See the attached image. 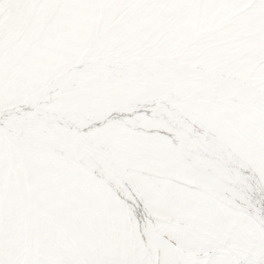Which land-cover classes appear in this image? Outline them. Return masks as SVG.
<instances>
[{"label":"rangeland","instance_id":"rangeland-1","mask_svg":"<svg viewBox=\"0 0 264 264\" xmlns=\"http://www.w3.org/2000/svg\"><path fill=\"white\" fill-rule=\"evenodd\" d=\"M124 1H125V4H127V5L130 2H132L133 5H135L133 0H122L121 4H118L119 0H114L112 8L113 7L114 8L115 7L118 8L119 5H122L124 3ZM168 1L169 0H144V1L142 0L140 5L134 6L136 8V10L133 12V14H136V15L138 13L139 14L137 16L135 15L134 17H132V20L131 19L128 20V22H126L125 24H123V22H122V19H123V17H122L123 15L122 14L124 13V11H119L116 14H111V13H113V11L115 12L116 9H114L111 13H110V9H109L107 11V14L110 13L109 14L110 16H108L107 22L112 25V26L109 27L110 31L111 30H115L114 28H117L115 30V31H117L120 27H122V29H123V26L129 24L131 21H137V23H138V20L142 19V20H139L140 21L139 24L142 22V25H141L140 28L143 30V32H144V30H146V34H142V38L140 39L141 41H139V42L137 40L135 41L136 43L134 42V44L132 42L129 43V41L127 42V44L131 45V49H129L130 45H127L128 47L125 46L129 52L128 51L127 52L126 51H121L119 53H116L115 55H111L110 54V50L113 47H114L113 50L118 48L119 41L118 40L114 41L115 42L114 44L116 46L112 43L113 41H111L110 38H106L105 37L104 41L101 42L100 39H98L96 34H95L94 36H91V38H90L91 41H90V39L87 41L88 43H87L86 47L83 49V51H81L77 61L79 62L83 58V56L85 55L86 50L89 49L91 44L94 42V38L96 37L94 50L97 52V55H98L97 58L100 59V62H102V60H103L102 63H105L106 60L107 61L112 60L111 62L110 61L109 62L112 63L113 65L117 64L118 68L120 69V70H117L118 69L117 68L116 70H113V71L109 72L112 75V77H113L110 80V82H115V83H113L111 86L109 84H106V83L104 85H98V86L97 85H88V84H86L87 86L85 84L84 85L83 84L82 85L74 84V85H66V87H65L63 85L62 86L60 85L59 86L60 88L56 89L57 92L55 91L56 94L55 93H54V95L51 94L53 96L50 95L51 98L46 99L43 102V105L41 104V107L42 108L44 107L43 108V111H45L44 113L52 114V111L48 107L51 106L54 103V101L61 94L65 93L67 91L68 92H74V91H77V90H83V92H81L80 94L84 95V94H86V93H88V92H90L92 90L95 91V90H98L99 88H107L109 86L113 88L114 86H117V85H119L121 83L123 85V83L124 84L125 83L128 84L131 81L133 83L135 82V83H139V84L140 83L144 84V82H145V84H147V83H150V82H153V81H155V82L157 81L156 85L160 84V83H161V85H166L165 83L175 82L174 76H172V75L174 74V72L179 73L178 70H176L177 64L178 65H186V66H183L182 69H188V70H192V71L194 70V71L198 72V74H199V76H197V77H199L200 81L198 80V78H196L197 79L196 81L198 83H196L195 85H192L190 87H187L188 89L184 90L183 91L184 93L181 92L182 94H180V93H178V94L172 93L171 91L166 90L167 88H165L164 90L161 89L160 92L158 90H155L153 92L146 93L145 96L142 97V98H139V99H135L134 98L133 99L131 97V94L124 92V94H123L124 98L126 97L125 100H123L124 102L118 103V101L117 102L114 101L115 103L112 102L110 104L98 105L96 111L90 112V113H88L86 115H85V113L84 114L76 113V114H70V115H63V114L58 115V114H56V116H54L55 114H53L52 116L49 117L52 124H54L53 122H55V125L57 124L56 125L57 126V131H59L58 134L61 133V135H62V138L60 139V142L57 144V146H55L56 149H54V148H50L49 149L48 148V150H45L48 147L47 145H46L47 146L46 148H43L45 154H47L48 156L49 155L50 156L53 155L55 158H58L57 161H51L50 160L52 163L51 162H44V165H43V168H42V170L44 172V173L42 172L44 174L43 176L45 178H48L49 182L51 183V185H53V187H50V189L54 193L52 195V197H54V198H50V200L48 198V200H47L46 196H44L42 194H39V196L37 197L38 199H46L47 201H44L41 204V206H43L45 208H44V210L42 209L41 211H38V214L40 216L37 215V216H33V217L36 218V219L34 218V224L37 221H39V220L40 221H42V220L45 221L46 220V222L48 220L49 224L52 223V225L55 226L58 231H60L62 234H64V236L66 235L69 238L68 239L67 237H65V240H67V242L70 244V246L73 249L72 253H71L72 255L68 254V256H69L68 257L66 254H64L65 255L64 258L66 259L68 257L69 259L67 261H63V264H73V263L74 264H82L84 261H85L84 262L85 264L86 263L90 264L91 260H92L91 264H96V262H99V264H115V263L117 264L118 261H119L118 264H135L138 260H139L140 264H152L151 262H152V260L154 258L153 257L154 256V247L152 246V243H149L146 239L145 240L140 239V236H142V234H143L141 229H140L141 228L140 225H141L142 220L139 218V215H137L138 213L136 212V208L138 207L137 210L138 211L140 210V213L143 216H145V218L148 217V219H149V217H150L149 211L151 212V209L148 208L149 205H148L147 201L139 193L138 188H137V186H136V184L134 182V179H133L131 173L132 172H137V170H139L140 172H143L144 174L152 173L153 178H158V177H156L157 175L153 172V171H156V165L163 164V166L165 168L169 167L167 165H164V164H166L168 162L167 159H163V158L160 159L161 156L165 157V155H162L161 153L164 152L163 154H165L166 151L168 153V156L176 158V160H178V162H180V164H183L185 166L191 167L196 172V175L195 174L194 175L188 174L187 177H182L179 174H178L179 176L177 174H174L175 176H177L178 179H172L171 181L173 182V180H174L175 183H176V186L182 185V187L183 186L184 187H188V188L193 189L195 191L196 190H201V192L206 197H208L207 201H202V202L199 201L198 202L199 206H196L194 209L191 208V207H184L183 208V210H184L183 213H182L183 210H179L180 213L178 214L177 213L178 210H176V211H172L170 213H165V211H164V213L161 214L163 216H161L160 219L162 221H167V222L169 221L168 224L171 223L170 225H172V226H174V225L175 226H179V225L185 224V220L182 221L183 223L181 224V220H183V219H188L191 222H193V221L194 222H198V224H199V225H196V226H198L200 229L199 228H195V229L192 228L193 230L197 231V232H195L193 234L194 235L197 234L198 237H199V242L196 241V243L198 245L197 244H196L197 246L196 245H192V246L195 247L194 249H187L186 248V250L183 249L180 252L181 254L182 253L183 254L187 253V254H185L187 257L183 255V258H181V259L185 258L184 260H182L183 263L184 264H211V263L212 264H264V222L261 220V217H264V213H262L263 210H261L260 208H258L257 205L254 204L255 207H251V206L250 207H251V209L252 208H254V209L256 208L257 209L256 211H254L256 214H252L249 210H245V209H243V207H241L240 208V214L241 213H243V214L237 215V214H239V212L237 211L238 210V208H237L238 206L232 207V206H230V204H227L226 201H224L225 199L229 200L231 198V197L227 196V194H230L229 192H231L233 194H236L237 196L240 197V195H242L241 194L242 191H240V190H245L246 187H247V189L252 190V193L254 195L257 194V192H264V189H263L264 188V175H263V173L261 172L262 173L261 174L259 171H257L254 168H252L253 171L255 172L254 173V175H255L254 176V180L255 181L254 180H249L248 177H247V179H246V177L245 178L243 177L244 174L242 173L241 170H239L241 168L238 165V164H241V163L242 164L243 163L247 164V162L249 161V157H247L248 156V152H246V150H247L246 145H247V143L249 141H251V139L255 138V136H259V133H258V131H256L255 134H253L251 132L247 133V131L244 130L241 127V125L239 126V125L235 124L236 122L242 121V115L244 114V112L241 109V105L242 104H244V103L253 104L255 108L257 106L256 103H260L261 105L264 106V100L257 98V96L260 97V96H262V94H264V74L262 75V73H258V67L261 64H263L264 58H262V59L261 58H256V59L253 58L255 56L254 54H256V53L250 54V51L245 48L246 46L253 47L252 45L249 44L252 41L249 42L248 39H240V40L236 41V38H233L235 40V42L232 41V44H229L231 39H228V38L221 39V38H217V37H214V36H210L214 30H215L214 31L215 33H216V31H218L217 29H215L216 28V24L218 25L219 22L222 21V20H220V21L215 22L214 21V19H216L215 17H207L208 18L207 20L204 19L205 21L201 22L203 20V18H202V20L200 22H198L199 25L195 29L194 33L190 34L192 36V37L190 36V41H189V36H188L187 37V42L182 40L179 45L177 44V45L170 46V47H173V48L168 47L166 50L163 49L164 48L163 41H164L165 37L167 36L166 33H165V30H166L165 28H166V24L168 23V21L160 20L157 17L158 16L157 10H159L157 8L160 5H162V3H164V4L161 6L160 10H162L164 7L167 8V5L165 6V3L167 4ZM170 1H172V0H170ZM251 1L253 2L254 0H251ZM183 3H186V1L184 0L183 2H178V3H176V5H182ZM247 4H248V2H247ZM114 5H116V6H114ZM171 7L172 6H170V8ZM244 7L246 8L247 6H244ZM124 8H125V10H127V9L129 10L130 8H131V10L133 9L131 6L130 7L129 6H125ZM140 8H141V10H140ZM240 8H241V10L240 9H235L237 11L235 13H233V14H231L229 12L228 16H229V14H231V15L228 18L233 19V18H236L237 15L242 14L243 8H242V6ZM143 10H144V12H143ZM149 10H151V11H149ZM240 11H242V12L240 13ZM153 12L155 13V15H154ZM235 14H237V15L235 16ZM146 17H147V19H146ZM117 18L120 19V20L118 21ZM163 21L166 22V23H164ZM159 22H160V24H159ZM208 22H210V23H208ZM145 24H146V26H145ZM207 24H208V28H206ZM225 24H226V21L222 23V25H225ZM222 25L219 28H223L224 26H222ZM145 27H147V28H145ZM147 29H149V31H147ZM197 29L199 30V32H201V35H202V37L198 38V39L197 38H193L194 36L199 34V32L197 34H195L198 31ZM201 29H203V30L201 31ZM204 31H207V32H204ZM246 33L247 32L244 33L242 31V34L238 35V38L240 36H244V34H246ZM263 33H264V31H262V35H263ZM144 35H145V37H144ZM150 35H151V37H150ZM113 36H112V38H113ZM159 36H161V37H159ZM156 37L158 38V40L156 39ZM146 38H148V39H146ZM143 39L145 41H143ZM194 39H195V41H194ZM204 39H206V40H204ZM252 39L256 40L257 38L254 36ZM156 40H157V42H156ZM218 40H220V41H218ZM154 41L156 43H154ZM211 41H213V42H211ZM222 41L224 43H227V44H225V46L222 45V44H224ZM149 42H150V45L148 44ZM253 42H257V41H253ZM263 42H264V40H263ZM110 43H112V44H110ZM124 44H126V43H124ZM194 47H195V49H194ZM262 47H264V46H262ZM243 48H245V49L243 50ZM206 49H207V51H206ZM247 51H248V53H247ZM111 53H113V52L111 51ZM232 53H233V56H230V54H232ZM104 54H105V56H103ZM131 54H133V55H131ZM99 55H100V57H99ZM207 55H208V57H207ZM247 55H250V57L247 56ZM110 56H112V57H110ZM133 56H134V58H133ZM121 57H122V59H121ZM189 57H190V60H189ZM210 57H213V59L210 58ZM90 58L91 57H88V59H90ZM156 59H158V60L161 59L162 61H168V62L171 63V65H168V68L165 70L170 75L159 74V76H158L157 73L156 74H154V73L151 74L152 76L149 75L150 74V73H148L149 70H151V68L153 70L152 66H155V65L157 66V61L158 60H156ZM193 59H195V60H193ZM150 60H152V61L155 60L156 61V62L154 61L155 65H153L152 62L150 63L149 62ZM192 60H193V62L194 61L195 62L193 63ZM226 61H229V62H226ZM78 62L74 61V63L68 64L67 66L69 68L66 66L65 69H61L59 72H56V74L51 75L49 77V79H47V80L44 79L42 81V84L39 85L38 88L35 91L31 92L30 94H28L25 97L26 99L23 98L24 100L23 99L20 100V98H18L19 101L17 100L15 102L6 103L5 107H3L2 110H7V108L10 109V108H12L15 105L25 104L27 99L30 100V99H34V97H39L45 91H48L49 89L54 88V85H52L53 82H55L59 77L63 76V74L66 75V72L69 73L72 69H74L76 67ZM240 62H242V63H240ZM245 63H247V64H245ZM124 64H125V66H123V67L125 69L121 66V65H124ZM206 65H209V66L206 67ZM238 65H240V66H238ZM211 66L214 67V68H212ZM136 67H139V68H136ZM129 68H132V69H129ZM192 68H194V69H192ZM217 69H218V71H217ZM103 70H107V68H104ZM134 71L135 72L137 71V72L135 73ZM146 71H147V74H146ZM208 71L210 72V74L214 73L218 77H214L213 78V76L209 75ZM233 72H234V74H233ZM205 73H206V75H205ZM143 74H145V75H143ZM153 75H154V77H153ZM163 76H165V77H163ZM131 77L132 78L134 77L136 80L134 78L132 80ZM229 77H230L231 81H234V82L237 79L236 82H235L237 85H234V87H230L231 83L227 82L226 80L224 81V79H226V78L229 81L230 80V79H228ZM206 78H208V79H206ZM212 79L213 80H217L220 85H218L217 83H215L216 85L210 84V80H212ZM163 80H164V82H163ZM207 81H208V83L205 84ZM118 82H120V83H118ZM199 83L202 84V85H200ZM122 85H119L118 87H121ZM73 86H76V87L73 88ZM80 86H81V88H80ZM125 86H127V85H123L122 87H125ZM131 86H133V85H131ZM143 86L144 87L145 86L149 87V85H143ZM143 86H136L137 88L135 90H137L138 87L141 88ZM216 86L218 87V89L216 88ZM56 87H57V85H56ZM118 87H116V88H118ZM249 87L253 88L255 91L257 90L256 93L257 92L258 93L255 94L254 92L249 91V90L247 92V95H242V94L239 93L240 89H242V88L247 89ZM64 88L67 91L65 90V92H64ZM231 90H233V91H231ZM120 91L123 92L124 90L120 89ZM188 91H189V93H193V94H189ZM169 92H170V94H169ZM216 93H218V94H216ZM127 94L129 95V97H127ZM63 97H65V96H63ZM171 97H172V99H171ZM212 97H214V98H212ZM143 99H145V100H143ZM231 99H233V100L230 101ZM203 101H205L203 104H206V102L213 103V104H218L220 102H223L224 105H222V106L224 107L225 111L228 112V115H232V116H226L225 115L226 119H225L224 122L226 124H228V126H230L233 129L235 134H237V140L239 141L238 146L232 147V146L229 145L230 148H231V149H229L228 145H226L227 143H224V141L222 142V144H219V145H217L215 147H207V146L203 147V145L200 144V142L201 143L204 142V140L201 139L200 137H203V135H204L205 137H207V139H210V137L212 138L215 135V133H216V131L210 125H208L209 124L208 121L205 120L206 119L205 118L206 117V108H205V111H201L198 114L199 108H198L197 104L199 102H203ZM164 102H166V103H164ZM178 102H182L181 104L185 108ZM128 103H129V105H128ZM157 103H158V105H157ZM227 103H229V104H227ZM134 104H136V105H134ZM151 104H155V105H152L153 106L152 107ZM176 105H179V106H176ZM163 106L166 109L167 108L168 109L167 110L163 109L164 108ZM145 107H147V108H145ZM146 111H147V113L149 115V118H147L146 123H142L143 124L142 125L140 123L143 122V120L138 118V117L142 118L144 113H146ZM255 111L257 112V109H255ZM172 116H174V117H172ZM51 117H52L53 120L51 119ZM171 117H172V119H171ZM54 118H55V120H54ZM68 118H69V120H68ZM187 118H188V120H187ZM119 120L122 121V123L119 122ZM205 121H207V122H205ZM25 125L26 126L23 128L24 130L29 129L30 127H31L30 129L35 127V126H33L34 123H27ZM133 125H134V127H133ZM46 127L49 130L50 127H49L48 124L45 125V128ZM60 127H61V129H59ZM119 127H121L122 129L119 128ZM68 128H70L71 130L70 129L68 130ZM95 128H97V129H95ZM201 128H203L204 130L201 129ZM174 129H176V130H174ZM199 129H201L202 131L199 130ZM109 130H111V131L109 132ZM117 130H119V131H117ZM127 130H129V131H127ZM15 131L18 132L19 134H21L20 131H22V129H19V130L16 129ZM99 131H102L104 133L99 132ZM191 131H192V134H191ZM85 132H87V133H85ZM202 132H203V135H202ZM205 132H206V134H205ZM69 133H72V134H69ZM107 133H109V134H107ZM93 134H94V136H93ZM147 134H149L150 136L149 135L147 136ZM179 135H181V136H179ZM78 136L80 138H78ZM139 136L141 138H146V139L151 140V142L148 141L150 143L146 142L147 143L146 145L149 144L148 148L151 146L150 144H152V142H153L152 146L155 149L152 150L151 152H155V150H157L156 158L153 155L151 156L150 154H147L148 157L145 155V153L148 152L147 148L146 149L144 148V151H141L139 149L140 153L137 152L136 150H133L132 154H131V157H128V160H127V158L126 159L124 158V156H125L124 153H126V150H127L126 149L127 148L126 141L131 139V138H133V137H139ZM75 137L78 138V139H81V140L77 141V143H76L75 142L76 140L74 139ZM92 138H93L94 142L92 141ZM82 140L84 141V143H83ZM88 140H90V141H88ZM162 140H164V141H162ZM191 140H192V142H191ZM195 140H197V141H195ZM86 141H87V143H86ZM108 141H111V143H107ZM167 141L168 142L169 141L172 142L173 145L171 146V149L166 146V142ZM194 141H195V143H194ZM122 142L124 144H122ZM154 143H155V145L158 144V146L157 145L154 146ZM183 143H185V144H183ZM190 143H192V144H190ZM87 144H89V145H87ZM90 144H91V146H90ZM101 144H102V147L100 146ZM113 144H115V145L113 146ZM59 145L60 146L64 145V146L60 147ZM121 145L122 146L124 145V146L122 147ZM66 147H68V149L70 148V149H73V150H74V148H76V149H78L80 151L83 150L82 152L83 153L84 152H88L89 156L86 157L84 155V157H85L84 158V157H80L78 155L77 156L71 155L70 152L67 151L68 149ZM92 149L93 150L95 149V151L93 152ZM225 149H227L226 150L227 154L225 153ZM65 150L67 151V153H63V154H64V156L66 155L65 156L66 158L62 157L61 154H59L60 151L65 152ZM102 150H104V151H102ZM235 151H237V152H235ZM115 152H117V153H115ZM68 153H69V155H68ZM135 153H136V155H135ZM245 153H247V156H246ZM111 154H114V155L112 156ZM143 154H144V157L142 156ZM69 157H72V158H69ZM137 157H139V158H137ZM16 158H18V159H16V163H17L19 161V159H20L19 155H16ZM75 158H77L78 160L75 159ZM243 158H244V160H243ZM131 159L133 161H131ZM136 159H138L137 163H136ZM141 160L144 162L143 165H139L138 164V162L141 161ZM64 161H65V163H64ZM70 162H71V165H69V166H71V167H69L67 165V164H70ZM64 164H66V167H65ZM72 164H73V167H72ZM211 164H212V166H211ZM86 165H87V167H86ZM133 165H135V166H133ZM205 166H206V169H205ZM77 167H78V171H77ZM82 167H83V169L84 168L85 169L83 170ZM66 168L68 169V171H72L73 170V173L72 172H68V174H67L68 176L65 177ZM75 168H76V171H77L76 173H75ZM194 168L195 169H199L200 168V172H197ZM207 168H208V170H207ZM144 169H146V170H144ZM221 171H222V174H221ZM19 172H21V168H20V170L18 168H16V170L14 169L13 178H14L15 175L17 177L19 175ZM74 173L76 174V176H75ZM80 173H82V174H80ZM192 173H193V171H192ZM223 173H224L225 176L223 175ZM7 174H8V172H7ZM153 174H155V175H153ZM205 174H207V175H205ZM227 174H228L229 177L227 176ZM234 174H236V175H234ZM51 175H54L52 177V179H51ZM169 175H171V174H169ZM212 175H215L216 177L212 176ZM7 176H9V175H7ZM76 177H77L78 181H77ZM81 177H82V179L83 178L84 179L83 180L80 179ZM162 177L165 178V176H162ZM92 178H94V179H92ZM53 179H55V181ZM79 179H80V181H79ZM202 179H203V181L201 182ZM11 180H12V178H11ZM13 180H12V182H13ZM66 180H68V181H66ZM163 180L167 183V181L165 179H163ZM84 181H85L86 184H84ZM235 181H236V183H233ZM82 182H83V184H82ZM14 183H13V186H14L15 189H14V194L13 195H16V196L18 195V197L13 196V201H14L13 203L14 204H12V210H11V214L13 216V220L11 219L8 224H6V222H5L6 225H4V216H5L4 214H6L5 213L6 211L3 209L4 207H6L5 200H4V196L6 195L5 194L6 192L5 193L3 192L4 195L0 196V201L4 202V204L0 202V216H1L0 218L2 219V220L0 219V228H1L0 231L1 232L3 231V233H4V236H3V234H2V236L0 235V246H1L0 247V264H3V262L5 260L7 261V263H5V264H28L26 261L29 260V259L31 260L30 264H44V263L45 264H54V262H51L53 260L50 259V257H48V255H46V256L49 259H47V257L44 256V254L42 253V248L44 246L43 245L44 242L42 243L40 238H39L38 233H40V231H39L38 226L36 227V229H37L36 230V233H37L36 235L37 236L34 239V242H35L34 246L32 248L28 247V249H27V245L25 244L24 246L26 248L24 247V249H20V247L24 243H27V241L25 242V240H27V238H28L27 236L28 235L26 236L24 234H26V233L28 234V231H30V225H29V219H26V217H25V214H26L25 211L26 210H24L23 204H22V203H24V200L22 199V196L24 194L23 191L26 188L25 187L26 185H24V184L19 185V183L17 185L16 179L14 180ZM228 183H229V185H228ZM253 183H254L255 186H253ZM99 184H101V185H99ZM93 185L96 186L97 188L94 187ZM20 187L21 188L25 187L24 189H22V193H21ZM89 187H90V189H89ZM233 187H235V188L237 187V188L235 189ZM54 188H56L57 190L55 191ZM109 189H110V191H109ZM91 190H92V192H91ZM54 191L56 192V194H55ZM60 191H61V193H60ZM77 191L79 193H77ZM40 195L43 196L44 198H41ZM73 197H74V199H73ZM113 197H114V199H113ZM115 197H117V201L115 200L116 199ZM128 197H130V198H128ZM141 197L144 198V199H142ZM102 198H104V199L102 200ZM110 199H112V200H110ZM64 200H65V202H64ZM121 200L123 202H121ZM16 201H17V203H16ZM35 201H36V199H35ZM50 202H52V205H51ZM56 202L59 203V205ZM127 202H129V203L126 204ZM229 202L230 203H234L232 200H230ZM44 203L45 204L47 203V204L45 205ZM53 203H54V205H53ZM55 204H57L58 206L55 205ZM124 204L126 206H124ZM3 205H4V207H3ZM20 205H21V207H20ZM60 205H61V207H60ZM110 205H111V207H113V210H111L112 208L110 207ZM13 206H14V209H13ZM16 206H17V208H16ZM228 206H230V207H228ZM69 207H71V208L73 207V208L69 209ZM79 207H80V209H79ZM89 207L93 208V209L90 210ZM50 208L52 209V211H51ZM143 208H145V210H146L145 213H147L148 215L144 214L145 210ZM45 209L47 211H45ZM48 209H50V210H48ZM63 209H67V211H66L67 214H65V211ZM119 209H120V211H119ZM187 209H188V211L190 210L192 213L188 212ZM223 210H225L226 212L224 213ZM227 210H229V213H228ZM102 211H104V212H102ZM111 211H113V212H111ZM194 211H196V212H194ZM20 212H21L22 215L20 214ZM83 212H86L87 214L86 213L82 214ZM114 212H116V213H114ZM123 212H125V213L123 214ZM80 213H81L82 217H81ZM98 213L101 214L102 216L99 215ZM118 213H121V215L122 214L123 215L119 217ZM151 213L154 214L153 211ZM33 214L35 215V212H33ZM48 214H50L49 215L50 217L48 216ZM73 214H76V215H73ZM152 214H151V216H154ZM232 214H233V216H232ZM66 215L67 216L69 215V216L67 217ZM115 215L118 216L117 220H115L116 219ZM259 215H260V217H259ZM52 216H54V217H52ZM244 216H245V218H249L250 217V223L248 222V227H243L242 226L243 222H240L243 219ZM40 217H42L43 219L40 218ZM182 217H183V219H182ZM198 217H199V219H198ZM56 218L58 219V223H60V224H57V219ZM63 218L66 219V220H64ZM68 218H72L73 221H74V219H77V221H75V223H74L71 220L73 222V224L70 226V225L67 224V223L70 224V222H71L70 219H68ZM82 218H84V219H82ZM125 218L127 220H124ZM227 218H228V220H226ZM235 218H237L238 221ZM85 219H87V220H85ZM103 219H104V222H103ZM49 220L51 222H49ZM107 220L109 222H107ZM113 220H115V221H113ZM152 220H153L154 223H156V220H154V219H152ZM44 221H43V223H44ZM63 221H64V223H63ZM231 221H233V222H231ZM24 222L27 225H24ZM93 223H95V224H93ZM90 224H91V226H90ZM106 224H107V226H106ZM249 224H250V226H249ZM12 225H13V228H12ZM209 225H211V226H209ZM42 226L44 227V224H42ZM61 226H63V227L60 228ZM64 226H66V228H64ZM92 226H94V227H92ZM223 226H225V227H223ZM185 227H186V225H185ZM3 228H4L5 232H4ZM21 228H22V230L24 228V230L23 231L20 230ZM42 228H41V231L43 229L45 230V228H43V229ZM63 228H64V230H63ZM94 228L96 229V231L94 230ZM205 229H206L207 232L205 231ZM68 230H70V231H68ZM134 230H135V232H134ZM24 231H25V233H24ZM43 231L41 233H43ZM34 232H35V229H34ZM169 232L170 231H167V233L164 234L163 237H166V238L170 237V239L171 238L174 239V237L177 238L178 235H179L178 231H177V232H173V235L171 237V233H169ZM75 233L78 235L79 239L81 238L80 240L77 238V235H74ZM210 233L214 234L213 238L210 236ZM95 234H97V235H95ZM161 234H163V233H161ZM8 235L10 236V238L12 240L11 239H10V241L8 240L9 239ZM14 235H16V236H14ZM71 235H72V239L70 240ZM79 235H81L82 237H79ZM174 235H176V236H174ZM23 236H24V238H23ZM41 236H42V234H41ZM82 238L84 239V241H85L84 243L85 244L83 243ZM113 238H114V240H113ZM136 238H137V240H136ZM141 238H146V236H144V237L142 236ZM14 239H16V241ZM36 239L39 240V242H41L42 246H41L40 243H38V241ZM4 240H6V241L4 242ZM97 242H98V244H97ZM136 242H138V243H136ZM208 242L210 244L211 243L212 244L210 245ZM8 243H10V244H8ZM92 243H93V245H92ZM125 243H127L128 245L125 244ZM206 243H208V245ZM4 244H6L8 246L6 247V245L4 246ZM19 244H20V246H19ZM147 244H149V245H147ZM204 244L209 246V247H207V246L204 247ZM84 245H85V247H83ZM2 246H4V248ZM86 246H88V247H86ZM199 246H201V247H199ZM182 248H184V247H182ZM199 248H200V251H199ZM202 248H205V249L202 250ZM91 250H93V251L91 252ZM201 250H202V252H201ZM188 251H191V254ZM23 252H24V254H23ZM25 253H28V255L25 254ZM37 253H38V255H36ZM82 253H84V255ZM87 253H89V254H87ZM92 253L93 254L95 253V254L92 255ZM22 255H23V257H22ZM96 255H97V257H96ZM2 256H3V258H2ZM102 256H103V259L101 258ZM4 257H5V259H4ZM43 257H45L46 260H44L45 258L42 259ZM73 257H74V259H72ZM149 257L152 258V259H150ZM133 258H135V259H133ZM3 259H4V261H3ZM82 259H85V260H82ZM89 259H90V261H89ZM96 259H97V261H95ZM170 264H177V263H175L173 260H171ZM179 264H181V263H179Z\"/></svg>","mask_w":264,"mask_h":264},{"label":"bare ground","instance_id":"bare-ground-1","mask_svg":"<svg viewBox=\"0 0 264 264\" xmlns=\"http://www.w3.org/2000/svg\"><path fill=\"white\" fill-rule=\"evenodd\" d=\"M135 5L132 4V2H130L128 5L125 4V1L122 5H119L118 8H112L113 2L114 0H0V196L4 195L3 192L6 194L4 196V200H5V205L6 207H4L3 205V209L6 211L4 214V225L8 224L10 222V220H13V216L11 214V210H12V204H14L13 202V196L18 197V195H13L14 194V180L16 179L17 185L19 183V185L24 184L26 185L24 188H21V193H22V189H24L23 191V196L22 199L24 200L23 204V208L24 210H26V214L25 217L26 219H29V225H30V231H28V234H24V235H28L26 238L27 240H25V242L27 241V243H24L20 249H24V245H27V249L32 248L35 244L34 239L37 236L36 234V227L38 226L40 233H38L39 238L41 240V242H44V246L42 248V253L44 254V256L48 255V257H50V259H52L54 262V264H63V261H67L69 258L68 254L72 253V247L70 246V244L67 242V240H65V237H67L66 235L64 236V234H62L60 231H58L56 229L55 226L52 225V223H48V220L46 222V220H42V221H37L34 224V218L33 216H37L38 211H41L42 209L44 210L45 207L41 206L42 202L47 201L48 198L50 200V198H54L52 197V195L54 194L50 187H53V185H51V183L49 182L48 178H45L43 175V165L44 162H51V161H57L58 158H55L53 155L52 156H48L47 154H45L43 148L47 149L48 148H55V146H57V144L60 142V139L62 138L61 133L58 134L59 131H57V124L55 125V122H53L54 124L51 123L50 121V116H52L53 114H55L54 116H56V114L60 115H70V114H76V113H82L85 115L90 113V112H94L97 110V106L98 105H105V104H110L114 101H118V103L124 102L123 100H125L124 98V92L125 93H129L131 94V97L134 99H139L145 96L146 93L148 92H153L155 90H158L160 92L161 89H165L168 91H171L172 93H180L183 92L184 90L188 89L187 87H190L192 85H195L196 83H198L196 80V78H198L199 80V74L196 71H192V70H188V69H182L183 66L186 65H178L176 67V70H178L179 73L174 72V74L172 76H174L175 82H168L165 83L166 85H161L157 84L156 82H150L145 84H139V83H133L132 81L130 83H123V85H127L125 87H122V83L119 85H122L121 87L114 86L113 88L110 87L113 83L115 82H110V80L113 78L112 75L109 73L113 70H116L118 68V65L115 64L113 65L112 63H110L112 60H109L105 63L100 62V59H98V55L97 52L94 50V46H95V39L94 38V42L91 44V46L89 47L88 50H86L85 55L83 56V58L78 62V58L79 55L81 53V51H83V49L86 47L87 45V41L91 38V36H94L96 34L97 38L100 39L101 42L104 41L105 37L106 38H110L111 41H113L112 43L114 44L115 40L119 41V46L118 48H116L115 50H113V48H111L110 50V54L111 55H115L116 53H119L121 51H128L127 48L125 46L130 45L127 44V42L129 41L132 42L134 44V42L137 40L138 42L141 41L140 39L142 38V34H146V30H143L140 28L142 25V22L139 24V19L138 23L137 21H131L129 24L124 25L123 29L122 27H120L117 31H115L117 28H114L115 30H109V27L112 26L111 24H109L107 22V18L108 16H110L109 14L113 11V13L111 14H116L119 11H124V13L121 15L123 17L122 22L123 24H125L126 22H128V20H132V17H134L136 14H133V12L136 10V8L134 6H138L141 4L142 0H133ZM144 1V0H143ZM184 0H172V1H168V3H165V6L167 5V8H163L162 10H160L161 6L164 4L162 3V5H160L157 9V14H158V18L160 20H165L168 21V23L166 24V37L163 41L164 44V48L163 49H167L170 46L173 45H179L180 42L182 40H184L185 42H187V37L189 36V41H190V34L194 33L195 29L197 28V26L199 25L198 22H200L203 18V21L207 20V17H215L216 19H214L215 22L222 20L221 22H219V24H216V28L218 31H216V33L213 31L212 34L210 36H214L217 38H228L231 39L229 44H232V41L235 42V40L233 38H236L237 40L240 39H248L250 45H252L253 47H249L246 46L245 48L247 50L250 51V54L252 53H256L254 54L255 56L253 58H264V33L262 35V31H264V0H254L253 2L251 0H185L186 3H183L182 5H176V3L178 2H183ZM248 2V4H247ZM117 3V2H116ZM115 3V4H116ZM122 0H119L118 4H121ZM175 4V5H174ZM116 6V5H114ZM125 6H131L133 9L131 10V8L128 10H125ZM152 6V5H151ZM170 6H172L170 8ZM177 8H176V7ZM243 8V12L240 11V13L242 12V14H235V16L237 15L236 18L230 19L228 18L231 14L235 13L237 10L235 9H240L241 7ZM244 6H247L246 8ZM150 7V6H149ZM146 8V7H145ZM148 8V7H147ZM249 8V9H248ZM110 9V13L107 14V11ZM149 9V8H148ZM141 10V8H140ZM153 10V9H152ZM151 11V10H149ZM144 12V10H143ZM229 14L228 16V13ZM239 12V11H238ZM138 13V12H137ZM142 13V12H141ZM154 13V12H153ZM169 13V14H168ZM139 14V13H138ZM137 14V15H138ZM136 15V16H137ZM155 15V13H154ZM140 16V15H139ZM142 16V15H141ZM154 17V16H153ZM118 19V18H117ZM147 19V17H146ZM155 19V18H154ZM205 19V20H204ZM120 19H118L119 21ZM155 21V20H154ZM210 21V20H209ZM226 21L225 25H222L223 22ZM115 22V21H114ZM164 22V21H163ZM213 22V21H212ZM111 23V22H110ZM116 23V22H115ZM114 23V24H115ZM148 23V22H147ZM166 23V22H164ZM210 23V22H208ZM160 24V22H159ZM214 24V23H213ZM153 25V24H152ZM151 25V26H152ZM224 26L223 28H219L220 26ZM114 26V25H113ZM119 26V25H118ZM146 26V24H145ZM163 26V25H162ZM147 28V27H145ZM208 28V24L207 27ZM205 28V29H206ZM111 29V28H110ZM153 29V28H152ZM204 29V28H203ZM201 29V31L203 30ZM211 29V28H210ZM156 30V29H155ZM198 30V29H197ZM147 31H149V29H147ZM242 31L246 34H244V36H240L238 38V35L242 34ZM143 32V33H142ZM151 32V31H150ZM159 32V31H158ZM199 32V30L195 33L197 34ZM207 32V31H204ZM203 32V33H204ZM215 33V34H214ZM156 34V33H155ZM194 34V35H195ZM199 34L201 35V32H199ZM199 34H197L196 36H194L193 38H201L202 35L200 36ZM114 35V36H113ZM209 35V34H208ZM113 36V38H112ZM149 36V35H148ZM155 36V35H154ZM237 36V37H236ZM256 37L257 39L254 40L252 39L253 37ZM145 37V35H144ZM151 37V35H150ZM161 37V36H159ZM192 37V36H191ZM148 39V38H146ZM156 39L158 40V38L156 37ZM161 39V38H160ZM153 40V39H152ZM151 40V41H152ZM156 40V42H157ZM206 40V39H204ZM227 40V39H226ZM261 40V41H260ZM91 41V39H90ZM98 41V40H97ZM122 41V42H121ZM143 41H145L143 39ZM188 41V42H189ZM195 41V39H194ZM220 41V40H218ZM225 41V40H224ZM253 41H257V42H253ZM154 41V43H156ZM213 42V41H211ZM223 42V41H222ZM110 43V44H112ZM126 43V44H124ZM136 43V42H135ZM145 43V42H144ZM161 43V42H160ZM194 43V42H193ZM224 43V42H223ZM261 43V44H260ZM108 44V43H107ZM142 44V43H141ZM150 45V42L148 43ZM187 44V43H186ZM224 43L222 45L225 46ZM228 44V45H229ZM245 44V43H244ZM115 45V44H114ZM146 45V44H145ZM110 46V47H111ZM116 46V45H115ZM133 46V45H132ZM139 46V45H138ZM141 46V45H140ZM245 46V45H244ZM125 47V48H124ZM128 47V46H127ZM142 47V46H141ZM144 47V46H143ZM149 48V47H148ZM147 48V49H148ZM151 48V47H150ZM155 48V47H154ZM173 48V47H170ZM204 48V47H203ZM217 48V47H216ZM243 48V50L245 49ZM131 49V45L130 48ZM136 49V48H135ZM143 49V48H142ZM162 49V50H163ZM193 49V48H192ZM195 49V47H194ZM241 49V48H240ZM150 50V49H149ZM156 50V49H155ZM170 50V49H169ZM203 50V49H202ZM201 50V51H202ZM214 50V49H213ZM111 51L113 53H111ZM137 51V50H136ZM135 51V52H136ZM142 51V50H141ZM164 51V50H163ZM207 51V49H206ZM215 51V50H214ZM242 51V50H241ZM101 52V51H100ZM129 52V51H128ZM131 52V51H130ZM152 52V51H151ZM199 52V51H198ZM209 52V51H208ZM134 53V52H133ZM163 53V52H162ZM178 53V52H177ZM244 53V52H243ZM248 53V51H247ZM138 54V53H137ZM140 54V53H139ZM196 54V53H195ZM129 55V54H128ZM127 55V56H128ZM133 55V54H131ZM130 55V56H131ZM142 55V54H141ZM147 55V54H146ZM163 55V54H162ZM167 55V54H166ZM176 55V54H175ZM201 55V54H200ZM204 55V54H203ZM202 55V56H203ZM215 55V54H214ZM217 55V54H216ZM105 56V54L103 55ZM126 56V57H127ZM129 56V57H130ZM218 56V55H217ZM230 56H233V53L230 54ZM243 56V55H242ZM241 56V57H242ZM250 57V55H247ZM88 57H91L90 59H88ZM100 57V55H99ZM112 57V56H110ZM157 57V56H156ZM193 57V56H192ZM208 57V55H207ZM134 58V56H133ZM136 58V57H135ZM150 58V57H149ZM180 58V57H179ZM195 58V57H194ZM198 58V57H197ZM200 58V57H199ZM213 59V57H210ZM229 58V57H228ZM106 59V58H105ZM120 59V58H119ZM118 59V60H119ZM122 59V57H121ZM127 59V58H126ZM137 59V58H136ZM154 59V58H153ZM187 59V58H186ZM204 59V58H203ZM207 59V58H206ZM205 59V60H206ZM216 59V58H215ZM124 60V59H123ZM130 60V59H129ZM138 60V59H137ZM158 60V59H156ZM190 60V57H189ZM195 60V59H193ZM192 60V62H193ZM227 60V59H226ZM242 60V59H241ZM74 61L78 62L76 67L74 69H72L69 73L66 72V75L63 74V76L59 77L55 82H53L52 85H54V88L52 89H47L48 91H45L42 95H40L39 97H34V99H30L26 101L25 104H20V105H15L12 108H7V110H2L3 107H5L6 103L9 102H15L18 100V98L23 99L25 98L28 94H30L31 92L35 91L39 85L42 84V81L44 79H49V77L51 75L56 74V72H59L61 69H65V67L68 64L74 63ZM155 60H150L149 62L153 65H155L154 63ZM207 61V60H206ZM259 61V60H258ZM124 62V61H123ZM122 62V63H123ZM142 62V61H141ZM156 62V61H155ZM195 62V61H194ZM193 62V63H194ZM223 62V61H222ZM229 62V61H226ZM263 62V61H262ZM133 63V62H132ZM209 63V62H208ZM214 63V62H213ZM242 63V62H240ZM248 63V62H247ZM245 63V64H247ZM210 64V63H209ZM212 64V63H211ZM249 64V63H248ZM251 64V63H250ZM260 64V63H259ZM120 65V64H119ZM127 65V64H126ZM136 65V64H135ZM145 65V64H144ZM168 65H171L170 62L168 61H162L161 59H159L157 61V66H152L153 70L151 68V70H149L148 73L151 74H166V75H170L168 72H166L165 70L168 68ZM190 65V64H189ZM205 65V64H204ZM227 65V64H226ZM122 67L125 66L121 65ZM130 66V65H129ZM203 66V65H202ZM201 66V67H202ZM209 65H206V67ZM240 66V65H238ZM68 67V66H67ZM128 67V66H127ZM141 67V66H140ZM148 67V66H147ZM205 67V68H206ZM212 67V66H211ZM253 67V66H252ZM69 68V67H68ZM104 68H107V70H103ZM124 68V67H123ZM122 68V69H123ZM139 68V67H136ZM214 68V67H212ZM211 68V69H212ZM235 68V67H234ZM125 69V68H124ZM132 69V68H129ZM194 69V68H192ZM202 69V68H201ZM117 70H120L119 68ZM127 70V69H126ZM207 70V69H206ZM205 70V71H206ZM243 70V69H242ZM138 71V70H137ZM136 71V72H137ZM214 71V70H213ZM218 71V69H217ZM216 71V72H217ZM239 71V70H238ZM135 72V71H134ZM135 72V73H136ZM209 72V71H208ZM212 72V71H211ZM230 72V71H229ZM172 73V72H171ZM258 73H262V75L264 74V62L263 64H261L258 67ZM147 74V71H146ZM204 74V73H203ZM234 74V72H233ZM239 74V73H238ZM252 74V73H251ZM136 75V74H135ZM145 75V74H143ZM142 75V76H143ZM148 75V76H149ZM206 75V73H205ZM209 75L214 77H218L216 76L214 73L209 72ZM243 75V74H242ZM253 75V74H252ZM152 76V75H151ZM202 76V75H201ZM225 76V75H224ZM138 77V76H137ZM154 77V75H153ZM165 77V76H163ZM205 77V76H204ZM243 77V76H242ZM245 77V76H244ZM124 78V77H123ZM126 78V77H125ZM132 78V77H131ZM134 78V77H133ZM132 78V80H133ZM140 78V77H139ZM150 78V77H149ZM152 78V77H151ZM201 78V77H200ZM235 78V77H234ZM233 78V79H234ZM251 78V77H250ZM135 79V78H134ZM144 79V78H143ZM142 79V80H143ZM208 79V78H206ZM230 79V77L228 78ZM243 79V78H242ZM136 80V79H135ZM227 81L229 83H231L230 87H234V85H237L234 81H231V79L228 81L227 78L224 79V81ZM253 80V79H252ZM200 81V80H199ZM203 81V80H202ZM206 81V80H205ZM149 82V81H148ZM164 82V80H163ZM162 82V83H163ZM103 83V84H102ZM109 84L110 88H99L98 90H92L84 95L80 94L81 92H83V90H77L74 92H68L65 88H64V92L65 90L67 92L61 94L55 101L54 103L49 106L48 108L52 111V114H47L44 113L45 111H43V108L41 107V104L43 105V102L46 99L51 98V96L54 95V93L56 94V89L60 88L59 86L63 85L66 87V85H104V84ZM120 83V82H118ZM208 81L205 83L207 84ZM215 83H217L218 85L219 82L217 80H210V84L216 85ZM256 83V82H255ZM200 84V83H199ZM223 84V83H222ZM225 84V83H224ZM57 85V87H56ZM133 85V86H131ZM143 85H149V87L147 86H143ZM202 85V84H200ZM261 85V84H260ZM87 86V85H86ZM136 86H143L141 88L138 87L137 90H135L137 87ZM228 86V85H227ZM239 86V85H238ZM76 86H73V88ZM84 87V86H83ZM118 87V88H116ZM147 87V88H146ZM158 87V88H157ZM201 87V86H200ZM207 87V86H206ZM209 87V86H208ZM213 87V86H212ZM81 88V86H80ZM157 88V89H156ZM192 88V87H191ZM190 88V89H191ZM216 88L218 89V87L216 86ZM263 88V87H262ZM120 89L124 90L123 92L120 91ZM259 89V88H258ZM226 90V89H225ZM252 91L255 94L256 91L253 88H242L240 89L239 93L242 95H247V92ZM262 90V89H261ZM56 91V92H55ZM217 91V90H216ZM233 91V90H231ZM200 92V91H199ZM184 93V92H183ZM189 93V91H188ZM226 93V92H225ZM53 94V95H51ZM144 94V95H143ZM170 94V92H169ZM189 94H193V93H189ZM211 94V93H210ZM218 94V93H216ZM51 95V96H50ZM154 95V94H153ZM165 95V94H164ZM220 95V94H219ZM259 95V94H258ZM65 96V97H63ZM148 96V95H147ZM155 96V95H154ZM153 96V97H154ZM188 96V95H187ZM198 96V95H197ZM228 96V95H227ZM231 96V95H230ZM127 97H129V95L127 94ZM130 97V98H131ZM150 97V96H149ZM166 97V96H165ZM181 97V96H180ZM129 98V99H130ZM131 98V99H132ZM148 98V97H147ZM200 98V97H199ZM204 98V97H203ZM214 98V97H212ZM226 98V97H225ZM233 98V97H232ZM259 99L264 100V94H262V96L258 97ZM26 99V98H25ZM172 99V97H171ZM187 99V98H186ZM216 99V98H215ZM244 99V98H243ZM24 100V99H23ZM145 100V99H143ZM192 100V99H191ZM194 100V99H193ZM213 100V99H212ZM222 100V99H221ZM233 99H231L230 101H232ZM19 101V100H18ZM49 101V100H48ZM139 101V100H138ZM142 101V100H141ZM164 101V100H163ZM170 101V100H169ZM207 101V100H206ZM211 101V100H210ZM162 102V101H161ZM184 102V101H183ZM205 101L203 102H199L198 108V114L201 111H205L206 108V119L208 121V125H210L215 131V135L210 139H207V137H205L202 135L203 137H200L201 139L204 140V142H200V144L203 145V147L207 146V147H215L219 144H222V142L224 141V143H227L226 145H228V148H230V146L232 147H236L238 146L239 141L237 140V134H235V132L233 131V129L228 126V124H226L224 121L226 119V116H232V115H228V112L225 111L224 107L222 105L223 102H220L218 104H213V103H209L206 102V104H203ZM227 102V101H226ZM115 103V102H114ZM166 103V102H164ZM174 103V102H173ZM178 103H182V102H178ZM185 103V102H184ZM15 104V103H14ZM144 104V103H143ZM194 104V103H193ZM229 104V103H227ZM239 104V103H238ZM257 106L256 108L254 107L253 104H249V103H244L241 105V109L244 112V114L242 115V121L240 122H236V125H241V127L248 132H251L253 134H255L256 131H258L259 136H255V138L251 139V141H249L246 145L247 150L246 152H248V156L247 153L246 156L249 157V161L247 162V164L245 163H241L238 164L239 167L242 171V173L244 174V178L247 177L249 178V180H254V171L252 168H254L255 170L259 171L260 173L262 172L264 175V106L261 105L260 103H256ZM46 105V104H45ZM117 105V104H116ZM125 105V104H124ZM129 105V103H128ZM136 105V104H134ZM150 105V104H149ZM148 105V106H149ZM155 105V104H151ZM158 105V103H157ZM170 105V104H169ZM173 105V104H172ZM182 105V104H181ZM180 105V106H181ZM186 105V104H185ZM196 105V106H197ZM231 105V104H230ZM145 106V105H144ZM171 106V105H170ZM179 106V105H176ZM175 106V107H176ZM183 106V105H182ZM181 106V107H182ZM195 106V107H196ZM137 107V106H136ZM153 107V106H152ZM164 107V106H163ZM162 107V108H163ZM184 107V106H183ZM193 107V106H192ZM47 108V109H48ZM114 108V107H113ZM139 108V107H138ZM147 108V107H145ZM160 108V107H159ZM185 108V107H184ZM134 109V108H133ZM137 109V108H136ZM163 109H166L165 107ZM168 109V108H167ZM166 109V110H167ZM171 109V108H170ZM181 109V108H180ZM192 109V108H191ZM255 109H257V112L255 111ZM145 110V109H144ZM116 111V110H115ZM134 111V110H133ZM165 111V110H164ZM163 111V112H164ZM189 111V110H188ZM187 111V112H188ZM43 112V113H42ZM191 112V111H190ZM196 112V111H195ZM41 113V114H40ZM97 113V112H96ZM144 113V112H143ZM152 113V112H151ZM150 113V114H151ZM179 113V112H178ZM225 113V114H224ZM114 114V113H113ZM180 114V113H179ZM189 114V113H188ZM184 116V115H183ZM154 117V116H153ZM174 117V116H172ZM171 117V119H172ZM177 117V116H176ZM186 117V116H185ZM193 117V116H192ZM133 118V117H132ZM140 119L143 120L142 123H146L147 118H149V115L146 111V113H144L143 117H138ZM182 118V117H181ZM202 118V117H201ZM204 118V117H203ZM52 119V117H51ZM130 119V118H129ZM196 119V118H195ZM53 120V119H52ZM55 120V118H54ZM69 120V118H68ZM188 120V118H187ZM58 121V120H57ZM60 121V120H59ZM77 121V120H76ZM81 121V120H80ZM88 121V120H87ZM116 121V120H115ZM151 121V120H150ZM205 121V122H207ZM119 122L122 123V121L119 120ZM155 122V121H154ZM178 122V121H177ZM189 122V121H188ZM230 122V121H229ZM235 122V121H234ZM27 123H34L33 126H35L32 129H27L24 130L23 128L26 126L25 124ZM133 123V122H132ZM148 123V122H147ZM48 124L49 125V130L45 125ZM62 124V123H61ZM100 124V123H99ZM136 124V123H135ZM175 124V123H174ZM231 124V123H230ZM31 125V124H30ZM29 125V126H30ZM131 125V124H130ZM143 125V124H142ZM145 125V124H144ZM181 125V124H180ZM22 126V127H21ZM66 126V125H65ZM101 126V125H100ZM113 126V125H112ZM126 126V125H125ZM136 126V125H135ZM184 126V125H183ZM203 126V125H202ZM205 126V125H204ZM62 127V126H61ZM61 127L59 129H61ZM131 127V126H130ZM134 127V125H133ZM139 127V126H138ZM175 127V126H174ZM237 127V126H236ZM28 128V127H27ZM111 128V127H110ZM121 128V127H119ZM141 128V127H140ZM189 128V127H188ZM234 128V127H233ZM19 130L22 129L21 134H19L18 132H16L15 130ZM64 129V128H63ZM70 128H68L69 130ZM97 129V128H95ZM122 129V128H121ZM203 129V128H201ZM199 129V130H201ZM242 129V130H243ZM66 130V129H65ZM71 130V129H70ZM94 130V129H93ZM176 130V129H174ZM192 130V129H191ZM195 130V129H194ZM204 130V129H203ZM207 130V129H206ZM61 131V130H60ZM98 131V130H97ZM111 130H109L110 132ZM113 131V130H112ZM119 131V130H117ZM116 131V132H117ZM129 131V130H127ZM202 131V130H201ZM64 132V131H63ZM69 132V131H68ZM71 132V131H70ZM102 132V131H99ZM138 132V131H137ZM77 133V132H76ZM87 133V132H85ZM104 133V132H102ZM119 133V132H118ZM242 133V132H241ZM72 134V133H69ZM109 134V133H107ZM141 134V133H140ZM139 134V135H140ZM192 134V131H191ZM197 134V133H196ZM199 134V133H198ZM206 134V132H205ZM74 135V134H73ZM87 135V134H86ZM89 135V134H88ZM96 135V134H95ZM111 135V134H110ZM119 135V134H118ZM122 135V134H121ZM149 134H147L148 136ZM156 135V134H155ZM246 135V134H245ZM77 136V135H76ZM94 136V134H93ZM150 136V135H149ZM158 136V135H157ZM181 136V135H179ZM198 136V135H197ZM196 136V137H197ZM209 136V135H208ZM254 137V136H253ZM78 138H80L78 136ZM78 138H74L77 143V141L81 140ZM88 138V137H87ZM158 138V137H157ZM163 138V137H162ZM161 138V139H162ZM186 138V137H185ZM199 138V137H198ZM85 139V138H84ZM83 139V140H84ZM126 139V138H125ZM168 139V138H167ZM82 140V141H83ZM96 140V139H95ZM246 140V139H245ZM68 141V140H67ZM90 141V140H88ZM92 141L94 142L93 138ZM98 141V140H97ZM104 141V140H103ZM122 141V140H121ZM151 140L146 139V138H141L139 137H133L129 140L126 141V145H127V150L126 153H124V158L128 160V157H131L132 151L136 150L137 152L140 153L141 151H144V148H147V151L145 155L148 157L147 154H150L151 156L153 155L156 158V152L157 150H155V152H151L152 150H154L155 148H153V142L152 144H150L151 146L148 148V145H146L148 142ZM164 141V140H162ZM172 141V140H171ZM171 141H167L166 142V146L168 148L171 149V146L173 145ZM190 141V140H189ZM197 141V140H195ZM194 141V143H195ZM96 142V141H95ZM106 142V141H105ZM120 142V141H119ZM148 142V143H150ZM161 142V141H160ZM192 142V140H191ZM80 143V142H79ZM84 143V141H83ZM87 143V141H86ZM99 143V142H98ZM107 143H111V141H108ZM106 143V144H107ZM75 144V143H74ZM122 144H124L122 142ZM185 144V143H183ZM192 144V143H190ZM47 145V146H46ZM89 145V144H87ZM86 145V146H87ZM115 144H113L114 146ZM117 145V144H116ZM158 146V144H156ZM154 143V146H156ZM180 145V144H179ZM201 145V146H202ZM230 145V146H229ZM60 146V145H59ZM64 145L60 146L63 147ZM79 146V145H78ZM91 146V144H90ZM102 147V144L100 145ZM99 146V147H100ZM122 146V145H121ZM124 146V145H123ZM122 146V147H123ZM162 146V145H161ZM93 147V146H92ZM105 147V146H104ZM193 147V146H192ZM58 148V147H57ZM68 149V147H66ZM82 148V147H81ZM242 148V147H241ZM66 149V150H67ZM84 149V148H83ZM120 149V148H119ZM124 149V148H123ZM140 149V150H139ZM166 149V148H165ZM224 149V148H223ZM243 149V148H242ZM65 150V152L60 151L59 154H61L62 157H65L63 153H67V151L70 152L71 155H75V156H80V157H84V155L87 157L89 156L88 152H82L76 148L73 149H68L67 151ZM86 150V149H85ZM91 150V149H90ZM122 150V149H121ZM168 150V149H167ZM225 149V153H226ZM51 151V150H50ZM59 151V150H58ZM88 151V150H87ZM92 151L94 152L95 149ZM104 151V150H102ZM112 151V150H111ZM159 151V150H158ZM162 151V150H161ZM164 151V150H163ZM183 151V150H182ZM245 151V150H244ZM48 152V151H47ZM135 152V151H134ZM237 152V151H235ZM49 153V152H48ZM96 153V152H95ZM94 153V154H95ZM100 153V152H99ZM98 153V154H99ZM103 153V152H102ZM106 153V152H105ZM108 153V152H107ZM110 153V152H109ZM117 153V152H115ZM138 153V154H139ZM144 153V152H143ZM161 153V152H160ZM164 153V152H163ZM161 153L162 155H165V157L161 156L160 159H167L168 162L164 165L169 166L168 168H165L163 166V164H158L156 165V171H153L158 177V178H153L152 173H148V174H144L143 172H140L139 170H137V172H132L131 175L134 179V182L138 188L139 193L145 198V200L147 201L149 207L151 209V212L153 211L154 214H152L149 211L150 217L148 219L145 218V216H143L140 213V210L138 211L136 208V212L138 213L137 215H139V218L142 220L141 222V231H142V236H146V238H141L142 236H140V239L143 240H147L149 243H152V246L154 247V258L152 260V264H170L171 260H173L175 263L179 264H184L181 259L183 258V255L186 256L185 254H181L180 252L184 249H194L195 247L192 245H196V241L199 242V237L197 234H193L195 232H197L196 230H193L195 228H199L196 225H199L198 222H191L188 219H182L181 220V224L183 223L182 221L185 220V224L179 225V226H172L170 224H168L167 221H162L160 219L162 213H170L172 211H176L178 210V214L180 213L179 210H183L184 207H191V208H195L198 205V202H202V201H207L208 197H206L201 190H193L190 189L188 187H182V185L180 186H176L175 181L173 180V182L171 181L172 179H178L177 176H175L174 174H179L182 177H187L188 174L190 175H196V172L193 170V168L185 166L183 164H180V162H178V160H176V158L168 156L167 151L165 152V154ZM183 153V152H182ZM181 153V154H182ZM51 154V153H50ZM120 154V153H119ZM227 154V153H226ZM232 154V153H231ZM237 154V153H236ZM16 155H19L20 159L19 161L16 163ZM69 155V153H68ZM112 156L114 154H111ZM122 155V154H121ZM136 155V153H135ZM167 155V156H166ZM185 155V154H184ZM190 155V154H189ZM193 155V154H192ZM225 155V154H224ZM97 156V155H96ZM95 156V157H96ZM111 156V157H112ZM127 156V157H126ZM138 156V155H137ZM144 157V154L142 155ZM186 156V155H185ZM214 156V155H213ZM103 157V156H102ZM204 157V156H203ZM47 158V159H46ZM66 158V157H65ZM72 158V157H69ZM85 158V157H84ZM83 158V159H84ZM108 158V157H107ZM118 158V157H117ZM139 158V157H137ZM230 158V157H229ZM246 158V157H245ZM77 159V158H75ZM91 159V158H90ZM124 159V160H125ZM51 160V161H50ZM78 160V159H77ZM76 160V161H77ZM118 160V159H117ZM121 160V159H120ZM201 160V159H200ZM242 160V159H241ZM244 160V158H243ZM246 160V159H245ZM248 160V159H247ZM74 161V160H73ZM113 161V160H112ZM131 161H133L131 159ZM130 161V162H131ZM138 159H136V163H137ZM121 162V161H120ZM128 162V161H127ZM135 162V161H134ZM203 162V161H202ZM211 162V161H210ZM52 163V162H51ZM65 163V161H64ZM73 163V162H72ZM77 163V162H76ZM79 163V162H78ZM83 163V162H82ZM119 163V162H118ZM132 163V162H131ZM212 163V162H211ZM47 164V163H46ZM139 165H143L144 162L141 160L138 162ZM151 164V163H150ZM149 164V165H150ZM213 164V163H212ZM211 164V166H212ZM58 165V164H57ZM56 165V166H57ZM60 165V164H59ZM66 167V164H64ZM68 166L71 165L67 164ZM201 165V164H200ZM214 165V164H213ZM216 165V164H215ZM237 165V166H238ZM47 166V165H46ZM54 166V165H53ZM67 166V167H68ZM79 166V165H78ZM120 166V165H119ZM131 166V165H130ZM135 166V165H133ZM163 166V167H162ZM49 167V166H48ZM61 167V166H60ZM71 167V166H69ZM73 167V164H72ZM75 167V166H74ZM87 167V165H86ZM200 167V166H199ZM16 168H18L20 170L21 168V172H19V175L16 177V175L13 178L14 175V169L16 170ZM56 168V167H55ZM129 168V167H128ZM141 168V167H140ZM150 168V167H149ZM218 168V167H217ZM53 169V168H52ZM61 169V168H60ZM65 169V168H64ZM73 169V168H72ZM83 169V167H82ZM85 169V168H84ZM83 169V170H84ZM88 169V168H87ZM131 169V168H130ZM134 169V168H133ZM139 169V168H138ZM148 169V168H147ZM195 169V168H194ZM202 169V168H201ZM206 169V166H205ZM45 170V169H44ZM146 170V169H144ZM197 172H200V168L199 169H195ZM208 170V168H207ZM233 170V169H232ZM57 171V170H56ZM77 171H78V167H77ZM76 168H75V173L77 172ZM151 171V170H150ZM193 171V173H192ZM8 172V174H7ZM43 172V173H42ZM46 172V171H45ZM68 172H72V171H68V169L66 168V172H65V177L68 176ZM80 172V171H79ZM86 172V171H85ZM147 172V171H146ZM213 172V171H212ZM245 172V173H244ZM74 173V174H75ZM90 173V172H89ZM215 173V172H214ZM261 173V174H262ZM47 174V173H46ZM78 174V173H77ZM82 174V173H80ZM79 174V175H80ZM85 174V173H84ZM83 174V175H84ZM101 174V173H100ZM153 174V175H155ZM171 174V175H169ZM200 174V173H199ZM211 174V173H210ZM222 174V171H221ZM253 174V175H252ZM9 175V176H7ZM49 175V174H48ZM78 175V176H79ZM178 175V176H179ZM207 175V174H205ZM224 175V173H223ZM222 175V176H223ZM236 175V174H234ZM54 175H51V179ZM73 176V175H72ZM76 176V174H75ZM81 176V175H80ZM91 176V175H90ZM107 176V175H106ZM123 176V175H122ZM162 176H165L162 177ZM180 176V177H181ZM215 176V175H212ZM225 176V175H224ZM228 176V174H227ZM89 177V176H88ZM95 177V176H94ZM216 177V176H215ZM229 177V176H228ZM236 177V176H235ZM13 182H12V180ZM214 178V177H213ZM212 178V179H213ZM240 178V177H239ZM256 178V177H255ZM262 178V177H261ZM57 179V178H56ZM77 179V177H76ZM82 179V177L80 178ZM79 179V181H80ZM84 179V178H83ZM82 179V180H83ZM94 179V178H92ZM117 179V178H116ZM165 179L167 181V183L163 180ZM186 179V178H185ZM236 179V178H235ZM55 181V179H53ZM81 180V181H82ZM128 180V179H127ZM170 180V181H169ZM216 180V179H215ZM36 183H35V182ZM51 181V180H50ZM68 181V180H66ZM71 181V180H70ZM78 181V179H77ZM76 181V182H77ZM203 181V179L201 180V182ZM255 181V180H254ZM253 181V182H254ZM53 182V181H52ZM88 182V181H87ZM92 182V181H91ZM122 182V181H121ZM124 182V181H123ZM128 182V181H127ZM219 182V181H218ZM225 182V181H224ZM227 182V181H226ZM231 182V181H230ZM239 182V181H238ZM237 182V183H238ZM258 182V181H257ZM188 183V182H187ZM233 183H236L233 182ZM248 183V182H247ZM250 183V182H249ZM263 183V182H262ZM15 184V183H14ZM55 184V183H54ZM83 184V182H82ZM84 184L85 181H84ZM104 184V183H103ZM185 184V183H184ZM239 184V183H238ZM242 184V183H241ZM23 185V186H24ZM89 185V184H88ZM87 185V186H88ZM101 185V184H99ZM122 185V184H121ZM229 185V183H228ZM232 185V184H231ZM237 185V184H236ZM240 185V184H239ZM238 185V186H239ZM74 186V185H73ZM90 186V185H89ZM94 186V185H93ZM104 186V185H103ZM175 186V187H174ZM186 186V185H185ZM190 186V185H189ZM234 186V185H233ZM253 186L254 183H253ZM96 187V186H94ZM173 187V188H172ZM208 187V186H207ZM97 188V187H96ZM99 188V187H98ZM124 188V187H123ZM235 188V187H233ZM237 188V187H236ZM235 188V189H236ZM240 188V187H239ZM55 191L57 190L56 188H54ZM80 189V188H79ZM90 189V187H89ZM210 189V188H209ZM264 189V188H263ZM88 190V189H87ZM117 190V189H116ZM130 190V189H129ZM171 190V191H170ZM19 191V190H18ZM54 191V192H55ZM89 191V190H88ZM104 191V190H103ZM110 191V189H109ZM242 191L239 196H237L236 194H233L231 192H229L230 194H227V196L231 197L229 200L225 199L224 201H226L227 204H230V206L232 207H236L238 206V212L239 214L237 215H241L243 213L240 214V208L243 207V209L245 210H249L252 214H256L254 211H256L257 209L252 208L251 207H255V205L258 206V208H260L261 210H263L262 213H264V192H257V194H253L252 190L250 189H246L245 190H240ZM260 191V190H259ZM41 192V193H40ZM92 192V190H91ZM105 192V191H104ZM113 192V191H112ZM119 192V191H118ZM38 193V194H37ZM61 193V191H60ZM77 193H79L77 191ZM106 193V192H105ZM124 193V192H123ZM138 193V194H139ZM19 194V193H18ZM39 194H42L44 196H46V199H38L37 197L39 196ZM56 194V192H55ZM84 194V193H83ZM88 194V193H87ZM92 194V193H91ZM96 194V193H95ZM107 194V193H106ZM110 194V193H109ZM118 194V193H117ZM21 195V194H20ZM19 195V196H20ZM69 195V194H68ZM78 195V194H77ZM108 195V194H107ZM121 195V194H120ZM71 196V195H70ZM96 196V195H95ZM98 196V195H97ZM123 196V195H122ZM41 198H44L43 196L40 195ZM99 197V196H98ZM225 197V196H224ZM109 198V197H108ZM116 201H117V197H115ZM130 198V197H128ZM136 198V197H135ZM142 198V197H141ZM142 198V199H144ZM217 198V197H216ZM17 199V198H16ZM20 199V198H19ZM21 199V200H22ZM36 199V201H35ZM59 199V198H58ZM74 199V197H73ZM72 199V200H73ZM97 199V198H96ZM100 199V198H99ZM104 198H102L103 200ZM114 199V197H113ZM121 199V198H120ZM22 200V201H23ZM94 200V199H93ZM98 200V199H97ZM112 200V199H110ZM125 200V199H124ZM198 200V201H197ZM232 200L234 203H230L229 201ZM132 201V200H131ZM1 202V201H0ZM58 202V201H57ZM56 202V203H57ZM65 202V200H64ZM121 202H123L121 200ZM197 202V203H196ZM219 202V201H218ZM1 203L4 204V202L2 201ZM17 203V201H16ZM52 205V202H50ZM108 203V202H107ZM118 203V202H117ZM129 202H127L126 204H128ZM140 203V202H139ZM142 203V202H141ZM216 203V202H215ZM19 204V203H18ZM45 204V203H44ZM43 204V205H44ZM47 204V203H46ZM45 204V205H46ZM59 205V203H57ZM55 204V205H57ZM64 204V203H63ZM62 204V205H63ZM77 204V203H76ZM99 204V203H98ZM97 204V205H98ZM114 204V203H113ZM144 204V203H143ZM217 204V203H216ZM44 205V206H45ZM54 205V203H53ZM57 205V206H58ZM69 205V204H68ZM117 205V204H116ZM121 205V204H120ZM119 205V206H120ZM135 205V204H134ZM147 205V204H146ZM234 205V206H233ZM49 206V205H48ZM100 206V205H99ZM124 206H126L124 204ZM228 206V207H230ZM251 206V207H250ZM19 207V206H18ZM21 207V205H20ZM19 207V208H20ZM61 207V205H60ZM66 207V206H65ZM64 207V208H65ZM101 207V206H100ZM106 207V206H105ZM111 207V205H110ZM116 207V206H115ZM118 207V206H117ZM140 207V206H139ZM144 207V206H143ZM17 208V206H16ZM58 208V207H57ZM63 208V207H62ZM73 208V207H72ZM71 207H69V209H72ZM90 208V207H89ZM97 208V207H96ZM102 208V207H101ZM113 210V207H111ZM120 208V207H119ZM123 208V207H122ZM126 208V207H125ZM146 208V207H145ZM145 208H143L145 210ZM147 208V209H148ZM14 209V206H13ZM51 209V208H50ZM48 209V210H50ZM59 209V208H58ZM80 209V207H79ZM88 209V208H87ZM93 208H90V210ZM104 209V208H103ZM190 209V208H189ZM259 209V210H260ZM21 210V209H20ZM19 210V211H20ZM65 211V214L67 209H63ZM102 210V209H101ZM115 210V209H114ZM143 210V211H144ZM45 211H47L45 209ZM52 211V209H51ZM63 211V212H64ZM84 211V210H83ZM98 211V210H97ZM96 211V212H97ZM120 211V209H119ZM142 211V212H143ZM148 211V210H147ZM188 211V209H187ZM224 213L226 212L225 210H223ZM229 213V210H227ZM33 212H35V215L33 214ZM104 212V211H102ZM113 212V211H111ZM146 210L144 211V214L146 215L147 213H145ZM184 212V210L182 211V213ZM190 213H192L190 210L188 211ZM196 212V211H194ZM9 213V214H8ZM78 213V212H77ZM76 213V214H77ZM86 212H83L82 214H84ZM116 213V212H114ZM125 212H123L124 214ZM198 213V212H197ZM202 213V212H201ZM260 213V212H259ZM21 214V212H20ZM64 214V213H63ZM64 214V215H65ZM70 214V213H69ZM73 214V215H76ZM87 214V213H86ZM99 214V213H98ZM122 214V215H123ZM154 215V216H151ZM176 214V213H175ZM174 214V215H175ZM227 214V213H226ZM22 215V214H21ZM50 214H48L49 216ZM53 215V214H52ZM81 215V213H80ZM95 215V214H94ZM101 215V214H99ZM121 213H118V216H122ZM131 215V214H130ZM148 215V214H147ZM186 215V214H185ZM40 216V215H39ZM59 216V215H58ZM67 216V215H66ZM69 216V215H68ZM67 216V217H68ZM71 216V215H70ZM84 216V215H83ZM102 216V215H101ZM116 219L118 218L117 215ZM114 216V217H115ZM231 216V215H230ZM233 216V214H232ZM235 216V215H234ZM1 217V216H0ZM50 217V216H49ZM54 217V216H52ZM56 217V216H55ZM60 217V216H59ZM65 217V216H64ZM82 217V215H81ZM113 217V218H114ZM125 217V216H124ZM166 217V216H165ZM175 217V216H174ZM260 217V215H259ZM21 218V217H20ZM42 218V217H40ZM76 218V217H75ZM78 218V217H77ZM91 218V217H90ZM99 218V217H98ZM97 218V219H98ZM122 218V217H121ZM1 219V218H0ZM36 219V218H35ZM38 219V218H37ZM43 219V218H42ZM57 219V218H56ZM64 219V218H63ZM62 219V220H63ZM70 219V221L72 220V218H68ZM80 219V218H79ZM84 219V218H82ZM100 219V218H99ZM156 220V223L153 222V220ZM191 219V218H190ZM195 219V218H194ZM199 219V217H198ZM237 220V218H235ZM2 220V219H1ZM21 220V219H20ZM19 220V221H20ZM66 220V219H64ZM87 220V219H85ZM84 220V221H85ZM94 220V219H93ZM111 220V219H110ZM113 220V221H115ZM124 220H127L126 218ZM228 220V218L226 219ZM261 220L264 222V217H261ZM36 221V220H35ZM44 221V223H43ZM61 221V220H60ZM73 221V220H72ZM67 223L68 225H72L73 222L75 223V221H77V219H74L73 222ZM91 221V220H90ZM98 221V220H97ZM238 221V220H237ZM6 222V224H5ZM28 222V221H27ZM39 222V223H38ZM42 222V223H41ZM49 222H51L49 220ZM104 222V219H103ZM107 222H109L107 220ZM172 222V221H171ZM190 222V223H189ZM233 222V221H231ZM243 222L242 226L243 227H248V222L250 223V217L249 218H245V216L243 217V219L240 221ZM13 223V222H12ZM64 223V221H63ZM87 223V222H86ZM194 223V224H193ZM237 223V222H236ZM42 224H44V227L42 226ZM57 224L58 223V219H57ZM95 224V223H93ZM92 224V225H93ZM99 224V223H98ZM97 224V225H98ZM108 224V223H107ZM106 224V226H107ZM206 224V223H205ZM213 224V223H212ZM23 225V224H22ZM24 225L25 224L24 222ZM65 225V224H64ZM88 225V224H87ZM109 225V224H108ZM120 225V224H119ZM186 225V227H185ZM8 226V225H7ZM21 226V225H20ZM82 226V225H81ZM91 226V224H90ZM105 226V225H104ZM202 226V225H201ZM200 226V227H201ZM211 226V225H209ZM250 226V224H249ZM29 227V226H28ZM45 228V230L43 228ZM63 226H61L60 228H62ZM94 227V226H92ZM120 227V226H119ZM225 227V226H223ZM233 227V226H232ZM13 228V225H12ZM26 228V227H25ZM41 228L44 230L43 233H41ZM64 228H66V226H64ZM63 228V230H64ZM107 228V227H106ZM189 228V229H188ZM193 228V229H192ZM205 228V227H204ZM203 228V229H204ZM230 228V227H229ZM1 229V228H0ZM16 229V228H15ZM35 229V232H34ZM77 229V228H76ZM200 229V228H199ZM208 229V228H207ZM4 230V228H3ZM7 230V229H6ZM22 230V228L20 229ZM24 230V228H23ZM22 230V231H23ZM29 230V229H28ZM85 230V229H84ZM89 230V229H88ZM92 230V229H91ZM94 230L96 231V229L94 228ZM104 230V229H103ZM108 230V229H107ZM106 230V231H107ZM219 230V229H218ZM221 230V229H220ZM225 230V229H224ZM9 231V230H8ZM11 231V230H10ZM70 231V230H68ZM78 231V230H77ZM98 231V230H97ZM167 231H170L169 233H171V237L173 235V232H177L178 231V237H174V239H170V237H163L164 234L167 233ZM206 231V229H205ZM5 232V230H4ZM7 232V231H6ZM72 232V231H71ZM75 232V231H74ZM94 232V231H93ZM135 232V230H134ZM163 234H161V233ZM207 232V231H206ZM209 232V231H208ZM239 232V231H238ZM25 233V231H24ZM79 233V232H78ZM182 233V234H181ZM219 233V232H218ZM227 233V232H226ZM4 236L3 231H0V235ZM13 234V233H12ZM15 234V233H14ZM42 234V236H41ZM72 234V233H71ZM141 234V233H140ZM224 234V233H223ZM238 234V233H237ZM17 235V234H16ZM14 235V236H16ZM74 235H77L76 233ZM97 235V234H95ZM161 235V236H160ZM9 236V235H8ZM89 236V235H88ZM176 236V235H174ZM210 236L213 238L214 234L210 233ZM234 236V235H233ZM6 237V236H5ZM79 237H82L81 235H79ZM97 237V236H96ZM136 237V236H135ZM134 237V238H135ZM218 237V236H217ZM8 238V237H7ZM13 238V237H12ZM15 238V237H14ZM24 238V236H23ZM25 238V239H26ZM68 238V237H67ZM78 238V235H77ZM98 238V237H97ZM4 239V238H3ZM10 236H9V241H10ZM20 239V238H19ZM38 239V238H37ZM36 239V240H37ZM69 239V238H68ZM72 239V235L70 240ZM79 239V238H78ZM81 239V238H80ZM79 239V240H80ZM103 239V238H102ZM133 239V238H132ZM201 239V238H200ZM7 240V241H8ZM12 240V239H11ZM16 241V239H14ZM98 240V239H97ZM112 240V239H111ZM114 240V238H113ZM137 240V238H136ZM6 240H4L5 242ZM23 241V240H22ZM38 243L41 244V242H39V240H37ZM83 243L85 242L84 239L82 238ZM19 242V241H18ZM17 242V243H18ZM81 242V241H80ZM7 243V242H6ZM89 243V242H88ZM102 243V242H101ZM109 243V242H108ZM138 243V242H136ZM175 243V244H174ZM209 243V242H208ZM208 243H206L208 245ZM215 243V242H214ZM213 243V244H214ZM10 244V243H8ZM39 244V245H40ZM85 244V243H84ZM87 244V243H86ZM98 244V242H97ZM112 244V243H111ZM127 244V243H125ZM210 244V243H209ZM212 244V243H211ZM210 244V245H211ZM2 245V244H1ZM6 244H4L5 246ZM15 245V244H14ZM17 245V244H16ZM88 245V244H87ZM93 245V243H92ZM128 245V244H127ZM149 245V244H147ZM198 245V244H197ZM196 245V246H197ZM204 244V247L207 246ZM4 246H2L4 248ZM8 245H6L7 247ZM18 246V245H17ZM20 246V244H19ZM42 246V244H41ZM40 246V247H41ZM99 246V245H98ZM175 246V247H174ZM1 247V246H0ZM85 247V245L83 246ZM88 247V246H86ZM184 247V248H182ZM201 247V246H199ZM209 247V246H207ZM2 248V249H3ZM26 248V247H25ZM76 248V247H75ZM95 248V247H94ZM198 248V247H197ZM26 249V250H27ZM38 249V248H37ZM85 249V248H84ZM205 248H202V250H204ZM25 250V251H26ZM31 250V249H30ZM96 250V249H95ZM126 250V249H125ZM201 250V252H202ZM3 251V250H2ZM93 250H91L92 252ZM99 251V250H98ZM110 251V250H109ZM124 251V250H123ZM200 251V248H199ZM83 252V251H82ZM97 252V251H96ZM95 252V253H96ZM138 252V251H137ZM191 254V251H188ZM94 253V254H95ZM195 253V252H194ZM24 254V252H23ZM28 255V253H25ZM40 254V253H39ZM66 254L68 257L65 259V255ZM84 255V253H82ZM89 254V253H87ZM92 253V255H94ZM99 254V253H98ZM97 254V255H98ZM189 254V253H188ZM38 255V253L36 254ZM72 255V254H71ZM96 255V257H97ZM117 255V254H116ZM5 256V255H4ZM231 256V255H230ZM23 257V255H22ZM47 257V256H46ZM47 257V259H49ZM86 257V256H85ZM116 257V256H115ZM187 257V256H186ZM204 257V256H203ZM220 257V256H219ZM3 258V256H2ZM40 258V257H39ZM45 257H43L42 259H44ZM87 258V257H86ZM91 258V257H90ZM103 259V256L101 257ZM100 258V259H101ZM125 258V257H124ZM150 258V257H149ZM198 258V257H197ZM5 259V257H4ZM3 259V261H4ZM74 259V257L72 258ZM99 259V260H100ZM101 259V260H102ZM135 259V258H133ZM152 259V258H150ZM188 259V258H187ZM200 259V258H199ZM202 259V258H201ZM46 260V258L44 259ZM85 260V259H82ZM120 260V259H119ZM204 260V259H203ZM2 261V262H3ZM39 261V260H38ZM90 261V259H89ZM97 261V259L95 260ZM127 261V260H126ZM125 261V262H126ZM186 261V260H185ZM201 261V260H200ZM213 261V260H212ZM28 264L31 263V260H27L26 261ZM47 262V261H46ZM85 262V261H84ZM82 264H85V263ZM88 262V261H87ZM92 262V260H91ZM90 262V264H91ZM101 262V261H100ZM116 262V261H115ZM136 262V261H135ZM206 262V261H205ZM230 262V261H229ZM7 263V261L5 260L3 262V264ZM119 263V261H118ZM117 263V264H118ZM45 264V263H44ZM74 264V263H73ZM87 264V263H86ZM96 264H99V262H96ZM116 264V263H115ZM135 264H140L139 260L135 263ZM212 264V263H211Z\"/></svg>","mask_w":264,"mask_h":264}]
</instances>
